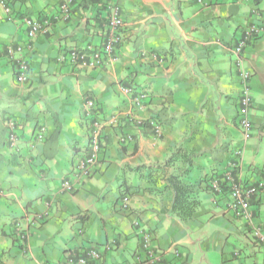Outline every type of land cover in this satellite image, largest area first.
Wrapping results in <instances>:
<instances>
[{"label": "crops", "instance_id": "obj_1", "mask_svg": "<svg viewBox=\"0 0 264 264\" xmlns=\"http://www.w3.org/2000/svg\"><path fill=\"white\" fill-rule=\"evenodd\" d=\"M117 1L125 41L117 61L96 70L74 67L62 56L99 44L106 14L101 2L77 4L68 20L61 17L62 0H34L13 8L10 18L0 6V264H65L68 252L104 244L114 247L100 264H136L141 230L153 235L164 264H188L173 235L180 234V224L201 217L216 228L218 264H264V247L243 220L234 218L228 193L214 195L208 185L230 163L244 185L264 183V34L244 52L251 74L248 141L240 126L242 83L232 53L249 24L264 25V0ZM26 8L32 16L22 15ZM25 17L51 25L25 54L30 75L19 84L7 49L27 42ZM123 87L146 92L143 109L131 111ZM87 99L95 101L99 118L118 123L103 130L93 175L66 193L61 184L88 149L82 117ZM54 115L61 128L58 138ZM139 119L146 127L136 124ZM10 122L20 127L19 152L7 141ZM150 122L160 126L161 134ZM40 128L44 138L37 140ZM240 150L241 159L236 157ZM180 151L174 166L158 167ZM184 159L192 164L186 182L204 181L195 190L200 207L187 222L172 213L174 194L166 190V177L184 170ZM251 210L264 231V187ZM45 212L46 218L35 219ZM95 221L103 227V242L88 234Z\"/></svg>", "mask_w": 264, "mask_h": 264}, {"label": "built area", "instance_id": "obj_2", "mask_svg": "<svg viewBox=\"0 0 264 264\" xmlns=\"http://www.w3.org/2000/svg\"><path fill=\"white\" fill-rule=\"evenodd\" d=\"M91 2L94 0H62L60 6L61 17L63 20L73 18L74 8L77 4L82 2ZM105 6L104 29L103 37L97 46L86 47L83 49L74 48L65 52L63 59L78 68L83 69H103L108 63L117 61L116 55L119 48L125 41V23L122 16L121 5L117 0H96ZM258 0H238L239 3H255ZM0 6L7 17L13 16V8L7 0H0ZM257 11L255 10L254 13ZM25 26L27 42L17 46H10L7 49L9 62L11 63L14 76L19 84L27 83L30 75V65L25 54L31 53L33 50L32 43L39 36L45 35L50 29V21L43 19H34L25 17L23 19ZM264 34V25L260 22L249 24L241 34V37L234 46L232 53L235 61L234 66L237 69L240 81L242 83L240 96V126L242 128V135L244 141L251 138L253 125L249 117V111L252 105L251 91L249 88V81L251 74L244 66V52L257 37ZM122 93L128 98L129 106L132 112L144 108V103L148 95L144 91H136L131 87H123ZM130 112V115H132ZM82 117L88 124V149L85 154L79 156L73 165L71 176L65 179L61 188L63 192L73 193L80 182L89 179L98 165L100 155L102 152L103 130L107 125L118 123V120L112 117L109 119L99 118L97 105L94 100L87 99L83 110ZM136 124L140 127H145L143 120H136ZM157 134H161V128L156 123L150 122ZM19 129L20 127L15 122L8 124L7 141L13 151L19 152ZM45 129L40 128L37 140L44 138ZM36 140V139H35ZM243 156L242 150L236 152V157L241 159ZM235 165L230 163L225 174L219 178H214L209 181V189L214 195L228 193L229 195V209L234 218L243 220L250 228L258 245L264 247V231L262 227L256 222L254 214L251 210V201L263 189L264 183H259L257 187L246 186L240 182L234 175ZM2 190L0 189V194ZM129 204V197L123 199V205L127 207ZM48 215L44 214L34 215L36 220H41ZM29 237V233L22 235L25 239ZM140 247L141 255L138 257L136 264H164V253L156 248L154 245L153 235L146 231L140 232ZM112 244H104L101 246L89 245L78 251H70L67 254L65 264H100L105 253L113 249ZM174 253H178L174 250Z\"/></svg>", "mask_w": 264, "mask_h": 264}, {"label": "rangeland", "instance_id": "obj_3", "mask_svg": "<svg viewBox=\"0 0 264 264\" xmlns=\"http://www.w3.org/2000/svg\"><path fill=\"white\" fill-rule=\"evenodd\" d=\"M88 234L92 240L103 242L105 233L99 221L92 223ZM180 234L173 236L178 238L184 253L188 256V264H218L219 256L214 254L217 242L216 228L203 217L190 224H180Z\"/></svg>", "mask_w": 264, "mask_h": 264}, {"label": "trees", "instance_id": "obj_4", "mask_svg": "<svg viewBox=\"0 0 264 264\" xmlns=\"http://www.w3.org/2000/svg\"><path fill=\"white\" fill-rule=\"evenodd\" d=\"M7 1L11 5L12 8L18 7L20 10L21 7H27V5L31 4V2L34 0H7ZM28 10L29 9L26 8V10H24L22 15L32 16L31 12H29ZM54 120L56 122V131H55L54 138H58L61 132V128L58 123L56 115H54ZM157 122L161 124V121L158 119V117H157ZM145 127H146V123H145ZM180 154H181V151L176 152L174 156H172L164 164L158 165V167L165 168V167L174 166L176 158ZM184 158H186V156H184ZM184 160H186L184 170L182 169L181 172H178L176 175L172 174L166 177V190L171 189L174 194L173 200H172V208H171L172 213H174L178 217V219H180L182 222H187L188 220L193 218V216L196 214V212L198 211L200 207L201 202L198 196H196L195 190H196V187L201 186L204 181H200L196 184L186 182L185 177L189 175L192 164L189 163L188 159H184ZM140 169H137V170H140Z\"/></svg>", "mask_w": 264, "mask_h": 264}]
</instances>
